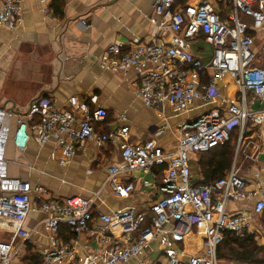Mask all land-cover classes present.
<instances>
[{
	"label": "built area",
	"instance_id": "built-area-1",
	"mask_svg": "<svg viewBox=\"0 0 264 264\" xmlns=\"http://www.w3.org/2000/svg\"><path fill=\"white\" fill-rule=\"evenodd\" d=\"M219 1L224 12L208 0L186 5L181 0H156L154 13L163 16V25L173 39L116 40L101 60L115 72L135 71L137 96L162 119L152 138L132 143L128 125L100 131L98 125L109 126L108 110L96 93L73 94L62 105L39 95L24 111L0 108V217L16 223L11 237L0 239V264H16L15 259L26 250L32 231L24 223L34 209L33 194L48 192L41 185L9 175L6 147L13 122L20 150L31 136L39 144L53 143L64 166L88 143L117 146L121 159L107 169L111 191L117 196L133 193L135 171L142 170L151 176L141 177L143 186L161 194L147 211L128 206L97 216L95 196L45 199L39 209L46 215L44 226L49 231L66 225L73 234L92 235L98 232L99 220L109 233L99 232V246L78 258L74 238L54 240L49 248L38 247L42 264L67 260L68 264H127L132 260L134 264H241L221 260L218 247L226 231L238 237L262 236L257 219L264 214V169L256 170L250 180L234 164L217 180L197 184L190 159L230 142L234 132L243 146L250 137L264 135V60L258 61L259 53L264 54V40L255 47L256 32L264 30V0ZM241 15L251 20H243ZM22 21L20 0H0V27L13 29ZM199 36L211 45L208 60L193 50ZM226 74L237 87L233 99L223 94ZM167 108L177 112L198 109L176 126L172 151L156 139L170 127ZM163 165L167 166L165 174L157 180L155 168ZM249 183L256 187L249 188ZM252 200L249 208L237 213L228 210L229 201ZM190 240L195 243L193 251L188 248Z\"/></svg>",
	"mask_w": 264,
	"mask_h": 264
},
{
	"label": "crops",
	"instance_id": "crops-1",
	"mask_svg": "<svg viewBox=\"0 0 264 264\" xmlns=\"http://www.w3.org/2000/svg\"><path fill=\"white\" fill-rule=\"evenodd\" d=\"M201 0H183V4ZM221 12L224 7L219 0H208ZM23 21L16 28L0 27V108L24 111L30 101L39 95L50 96L58 104H65L69 96L90 93L99 95L100 104L108 110L107 125H98L100 131H107L120 125L130 127V141L139 143L154 137V131L162 119L155 110L145 106L137 96L138 81L135 71L127 69L115 72L105 68L101 60L109 45L116 40L123 41H170L173 33L163 25V16L154 13L156 0H20ZM241 18L250 21L249 17ZM84 20L87 24H84ZM264 40V30L256 32L255 47ZM204 41L199 36L194 46ZM205 42V41H204ZM206 58V55H205ZM223 94L235 98L236 91L230 94V75L225 76ZM227 80H230V82ZM229 84V85H228ZM259 103L256 107H259ZM196 107V106H195ZM198 109L177 112L167 108V121L170 127L156 137L168 151L176 146V126ZM125 115L126 120L121 116ZM17 128L13 122L11 136L6 147L8 173L41 185L47 193L33 194L34 209L25 220V227L32 231L31 242L24 253L15 259L16 264H42L36 248H49L54 240L67 242L76 239V256L83 257L88 251L99 246V232L103 222L97 221L98 232L92 235H69L66 225L56 232L44 226L46 215L39 207L49 197L95 196L94 213H101L135 206L139 211H147L161 195L156 190L144 187L142 176L151 177L142 170H136L133 193L117 196L107 184L108 167L121 159V149L110 143L101 146L88 143L78 150L69 164L59 162V151L53 143L39 144L34 137L27 140L23 150L15 143ZM264 138V137H263ZM260 160L250 162V173L242 175L251 180L256 170L264 169V147ZM192 178L203 180L198 165V156L190 159ZM163 166L155 168L157 180L165 174ZM196 171V172H194ZM241 172V171H240ZM264 176V171H262ZM122 180L127 183V177ZM253 189L254 183H249ZM252 201H229L228 210L237 213L249 208ZM16 223L13 219L0 217V239H8L13 234ZM71 230V229H70ZM69 236V240L65 239ZM155 255H152V258ZM69 260L54 264H68ZM135 260L127 264H134Z\"/></svg>",
	"mask_w": 264,
	"mask_h": 264
},
{
	"label": "trees",
	"instance_id": "trees-1",
	"mask_svg": "<svg viewBox=\"0 0 264 264\" xmlns=\"http://www.w3.org/2000/svg\"><path fill=\"white\" fill-rule=\"evenodd\" d=\"M181 3L183 4V0H181ZM237 136V132H234L233 138ZM230 144L231 142H228L198 156V165L203 175V180L196 182L197 184L213 182L222 177L232 167L234 152ZM163 168L166 169L167 166L164 165ZM260 222L264 231V214L261 216ZM67 229H69V235L72 236L73 232L69 227ZM68 237L65 236V239L69 240ZM225 249H228L233 254L234 257L232 259L236 261L235 263L264 264V245L257 244L253 234L238 237L232 231H226L224 241L218 247L217 252L218 257L223 261H226Z\"/></svg>",
	"mask_w": 264,
	"mask_h": 264
},
{
	"label": "rangeland",
	"instance_id": "rangeland-1",
	"mask_svg": "<svg viewBox=\"0 0 264 264\" xmlns=\"http://www.w3.org/2000/svg\"><path fill=\"white\" fill-rule=\"evenodd\" d=\"M260 45H258L257 48H259ZM193 50L195 51V53L198 54H202V55H206V59H210L211 58V45H209L208 43L202 41L200 43L199 46H194ZM259 60L258 61H262L264 60V54L263 53H259ZM226 80V79H225ZM230 82V80H227V82ZM229 90H230V94L233 95L234 92L236 91V86H235V82H230L229 83ZM228 84V85H229ZM252 136V135H249ZM238 137V136H237ZM233 138L230 142H231V148L233 149L234 155H233V164L232 166L235 164L237 167H241V172L240 173H244L246 172L247 174L250 173V162H255V161H259V155L261 154V152L263 151V147H264V135L262 137H250L249 139V144L248 145H241V143L239 144V140L238 138ZM196 172V171H194ZM258 224H260V218L257 219ZM254 227V224H253ZM254 238L257 242V244L259 245H264V231L262 236L256 237L254 235ZM188 248L193 251L194 250V246L195 243L193 240H190L188 243ZM224 253L226 255V261H233L236 262L234 259H232L233 254L228 250L225 249Z\"/></svg>",
	"mask_w": 264,
	"mask_h": 264
}]
</instances>
